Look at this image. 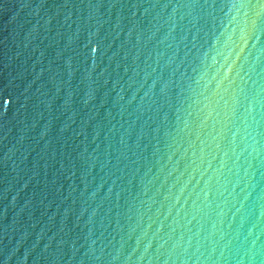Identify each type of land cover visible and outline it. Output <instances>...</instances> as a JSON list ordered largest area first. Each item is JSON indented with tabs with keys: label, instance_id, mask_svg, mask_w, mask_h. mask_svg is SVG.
<instances>
[{
	"label": "water",
	"instance_id": "water-1",
	"mask_svg": "<svg viewBox=\"0 0 264 264\" xmlns=\"http://www.w3.org/2000/svg\"><path fill=\"white\" fill-rule=\"evenodd\" d=\"M0 264H264V0H0Z\"/></svg>",
	"mask_w": 264,
	"mask_h": 264
}]
</instances>
